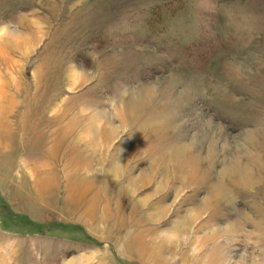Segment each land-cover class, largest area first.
<instances>
[{"label":"rangeland","instance_id":"1","mask_svg":"<svg viewBox=\"0 0 264 264\" xmlns=\"http://www.w3.org/2000/svg\"><path fill=\"white\" fill-rule=\"evenodd\" d=\"M0 264H264V0H0Z\"/></svg>","mask_w":264,"mask_h":264},{"label":"bare ground","instance_id":"2","mask_svg":"<svg viewBox=\"0 0 264 264\" xmlns=\"http://www.w3.org/2000/svg\"><path fill=\"white\" fill-rule=\"evenodd\" d=\"M31 38V37H30ZM24 40V39H23ZM27 40V39H26ZM19 41V40H18ZM32 41H33V39H32ZM25 42V41H24ZM31 43V42H30ZM33 43V42H32ZM25 44V43H24ZM24 46H27V45H23V47ZM21 49V48H20ZM140 99V98H139ZM138 99V100H139ZM137 100V98H136V96H132L131 97V102L129 103V104H124V107L122 108V111L121 112H123V113H126V114H124L123 115V117H127V112H128V110H130V113H135V107H136V105L135 104H138L139 103V101ZM132 111H134V112H132ZM123 117H121L120 118V120H121V122H126L125 121V119H123ZM129 117V116H128ZM131 118V117H130ZM169 118H167V121L165 122V123H168V121H170V120H168ZM163 124V123H162ZM167 125V124H166ZM168 126H170V125H168ZM106 135L107 134H103L102 136L103 137H106ZM176 146V145H175ZM165 149H167L166 151H168L167 153H173V159H174V157L175 156H179V155H184V153L186 152L187 154L188 153H190L189 152V148H187L186 146H184V147H182V148H177V147H173V145H172V147L170 148V145H169V147L167 146ZM155 151H157V149L155 150ZM170 155V154H169ZM235 164H236V162H235ZM182 166H183V164H181ZM237 167V166H236ZM239 169L241 168L240 166L238 167ZM236 169V168H235ZM241 169H243V173H245V174H251V168H250V166H246L245 168H241ZM235 170H231V168H227V170L225 171V172H227V173H230V172H234ZM246 176V175H245ZM243 179H245V180H243ZM242 179V183H244V184H248L249 183V181H246V178L244 177ZM220 193H218V195H219ZM220 196H222V194L221 195H219V196H217V198L218 197H220ZM216 198V197H215ZM216 198V199H217ZM199 214H200V211H199ZM199 214H194V217L196 216V215H199Z\"/></svg>","mask_w":264,"mask_h":264}]
</instances>
